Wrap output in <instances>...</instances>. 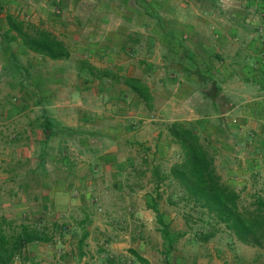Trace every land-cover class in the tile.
I'll return each mask as SVG.
<instances>
[{
    "label": "rangeland",
    "instance_id": "rangeland-1",
    "mask_svg": "<svg viewBox=\"0 0 264 264\" xmlns=\"http://www.w3.org/2000/svg\"><path fill=\"white\" fill-rule=\"evenodd\" d=\"M9 13L70 57L27 50ZM88 64L141 79L152 103ZM171 122L207 141L244 206L264 201V0H0V218L50 237L11 264H143L132 251L149 264H264V248L170 177L182 156Z\"/></svg>",
    "mask_w": 264,
    "mask_h": 264
},
{
    "label": "trees",
    "instance_id": "trees-1",
    "mask_svg": "<svg viewBox=\"0 0 264 264\" xmlns=\"http://www.w3.org/2000/svg\"><path fill=\"white\" fill-rule=\"evenodd\" d=\"M5 22L8 30L15 34V38L27 50L53 61L70 57L68 45L43 26L24 21L10 13L5 15ZM87 67L94 77L122 80L144 104L152 103L151 91L141 79L121 77L108 69L90 64ZM47 126L45 136L49 138L51 126L49 123ZM166 130L182 154L181 160L171 166L170 177L187 200L222 224L241 244L263 249L264 201L258 199L248 206L241 203L239 193L228 186L217 172L211 147L194 129L179 122H171ZM154 212L159 216L156 210ZM158 223L162 225L163 238L169 241L170 233L161 217H158ZM49 241V235L44 232L25 224L14 225L4 217L0 218V264H11L29 244ZM132 254L140 263L149 264L135 251Z\"/></svg>",
    "mask_w": 264,
    "mask_h": 264
},
{
    "label": "crops",
    "instance_id": "crops-1",
    "mask_svg": "<svg viewBox=\"0 0 264 264\" xmlns=\"http://www.w3.org/2000/svg\"><path fill=\"white\" fill-rule=\"evenodd\" d=\"M209 87H207V89H208ZM207 264H218L217 262H216V260H213V261H210L209 263H207Z\"/></svg>",
    "mask_w": 264,
    "mask_h": 264
}]
</instances>
